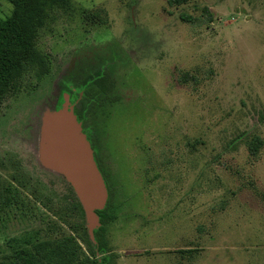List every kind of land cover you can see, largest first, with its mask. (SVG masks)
I'll return each instance as SVG.
<instances>
[{
  "label": "rangeland",
  "instance_id": "obj_1",
  "mask_svg": "<svg viewBox=\"0 0 264 264\" xmlns=\"http://www.w3.org/2000/svg\"><path fill=\"white\" fill-rule=\"evenodd\" d=\"M12 11L0 0V20ZM45 12L34 55L0 95V264L89 254L76 193L41 145L44 116L95 70L110 88L82 131L113 192L112 264H264V0H67Z\"/></svg>",
  "mask_w": 264,
  "mask_h": 264
},
{
  "label": "trees",
  "instance_id": "obj_2",
  "mask_svg": "<svg viewBox=\"0 0 264 264\" xmlns=\"http://www.w3.org/2000/svg\"><path fill=\"white\" fill-rule=\"evenodd\" d=\"M7 1L13 5V11L10 16L0 20V95L5 91L13 74L25 65L28 58L34 55L32 54L34 49L31 43V35L35 32V28L42 23L46 15V9L67 3V0ZM188 1L190 0H167V3L173 6ZM180 19L184 21L195 20L194 18L192 20L191 17L183 13L180 14ZM77 88L82 91V94L75 95L76 102L73 107V112L77 120L81 122L84 131L86 118L92 112L95 103H98L99 95L108 92L110 85L105 73L101 70H95L92 76L82 79L77 85ZM88 140H90V145L93 148V142L89 136ZM254 140L257 143L260 142L259 137L254 138ZM256 148V144L254 145L251 142L248 145L249 153L251 155L256 154ZM94 160L103 177L107 190V198L103 208L95 210L98 218V226L92 230L93 240L86 232L85 244L88 247L89 254H82L80 263L112 264L114 253L109 249L108 239L106 237V225L115 218V206L112 198L113 192L107 181L106 174L101 168L99 159L95 154ZM72 207L83 220L84 226V211L76 197L72 200ZM69 253L73 254V250ZM20 257L23 256L20 255Z\"/></svg>",
  "mask_w": 264,
  "mask_h": 264
},
{
  "label": "water",
  "instance_id": "obj_3",
  "mask_svg": "<svg viewBox=\"0 0 264 264\" xmlns=\"http://www.w3.org/2000/svg\"><path fill=\"white\" fill-rule=\"evenodd\" d=\"M52 112L48 113L51 120L56 113L61 114L60 126L55 130L43 131L42 160L60 171L72 185L85 213L89 236L93 240L92 230L98 226L95 210L103 208L105 204L106 186L95 163L91 145L68 97L65 96L62 106Z\"/></svg>",
  "mask_w": 264,
  "mask_h": 264
},
{
  "label": "bare ground",
  "instance_id": "obj_4",
  "mask_svg": "<svg viewBox=\"0 0 264 264\" xmlns=\"http://www.w3.org/2000/svg\"><path fill=\"white\" fill-rule=\"evenodd\" d=\"M52 114H53V112H52ZM60 116H61L60 113H56V115L53 116V118L51 120L50 114L45 115L44 118H43V124H44L43 125V131H48V129L55 130V129L59 128L60 121H61V117ZM41 157H42V155H41ZM52 169L55 170L56 172L61 173L60 171H58L55 168H52Z\"/></svg>",
  "mask_w": 264,
  "mask_h": 264
},
{
  "label": "flooded vegetation",
  "instance_id": "obj_5",
  "mask_svg": "<svg viewBox=\"0 0 264 264\" xmlns=\"http://www.w3.org/2000/svg\"><path fill=\"white\" fill-rule=\"evenodd\" d=\"M79 83H77L76 81H75V83L73 84V86H69L70 87V90H67V92L66 93H63V96L65 97V96H68V98H70V104L74 107V105H75V102H76V99L75 98H72V95H71V93L73 92V90H75V88L77 89V85H78ZM71 91V92H70ZM78 94L79 95H81L82 94V91H80V92H78ZM80 122V121H79ZM81 123V122H80ZM81 126H82V124H81ZM82 128H83V126H82ZM86 137H87V139H88V136L86 135ZM89 141V143H90V140H88ZM91 148H92V146H91ZM93 149V148H92ZM93 157H94V153H93Z\"/></svg>",
  "mask_w": 264,
  "mask_h": 264
}]
</instances>
